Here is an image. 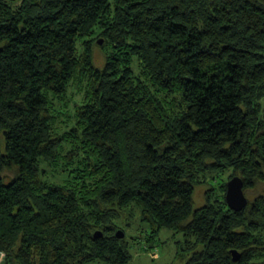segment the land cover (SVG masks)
Returning a JSON list of instances; mask_svg holds the SVG:
<instances>
[{
    "label": "trees",
    "instance_id": "16d2710c",
    "mask_svg": "<svg viewBox=\"0 0 264 264\" xmlns=\"http://www.w3.org/2000/svg\"><path fill=\"white\" fill-rule=\"evenodd\" d=\"M210 170L264 182V0H0L1 264H131L135 210L179 264H264V193L196 207Z\"/></svg>",
    "mask_w": 264,
    "mask_h": 264
},
{
    "label": "rangeland",
    "instance_id": "374dc122",
    "mask_svg": "<svg viewBox=\"0 0 264 264\" xmlns=\"http://www.w3.org/2000/svg\"><path fill=\"white\" fill-rule=\"evenodd\" d=\"M96 48V47H95ZM95 60L96 65L102 67L101 65L105 62L104 52L100 49L95 51ZM232 170H210L207 173V182L201 184L196 188L195 191V203L196 207H200L204 203H207V194L210 192H215L216 195H222L223 190L222 186L224 183L228 182V178ZM58 181L62 180V177H57ZM209 192V193H208ZM249 199H254L260 194L264 193V182L258 183L257 187L252 190L245 192ZM209 200H214L213 196ZM135 214L131 218L129 217L128 221L131 225L125 223V220L122 219L119 224L123 226L127 232L128 244L133 252L134 258L131 264H179L176 262V238L171 237V233L164 230L161 232L160 236L157 237V242L155 246L146 249L148 227L139 220L140 214L139 211L135 210ZM131 215H123V217Z\"/></svg>",
    "mask_w": 264,
    "mask_h": 264
},
{
    "label": "water",
    "instance_id": "95a60500",
    "mask_svg": "<svg viewBox=\"0 0 264 264\" xmlns=\"http://www.w3.org/2000/svg\"><path fill=\"white\" fill-rule=\"evenodd\" d=\"M226 200L230 208L235 211L243 210L249 203V198L247 197L244 190V180L241 176L236 175L227 184ZM102 232L97 231L95 237H101ZM117 236L122 238L125 233L122 230L117 232ZM234 260L238 261L240 259V253L238 251H233Z\"/></svg>",
    "mask_w": 264,
    "mask_h": 264
},
{
    "label": "built area",
    "instance_id": "2783aa9c",
    "mask_svg": "<svg viewBox=\"0 0 264 264\" xmlns=\"http://www.w3.org/2000/svg\"><path fill=\"white\" fill-rule=\"evenodd\" d=\"M1 264V263H0Z\"/></svg>",
    "mask_w": 264,
    "mask_h": 264
}]
</instances>
